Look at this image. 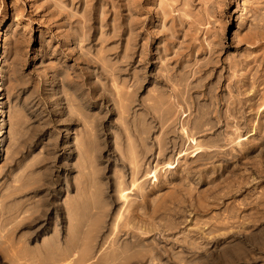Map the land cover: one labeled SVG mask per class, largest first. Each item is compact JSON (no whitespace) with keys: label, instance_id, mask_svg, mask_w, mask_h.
<instances>
[{"label":"rangeland","instance_id":"obj_1","mask_svg":"<svg viewBox=\"0 0 264 264\" xmlns=\"http://www.w3.org/2000/svg\"><path fill=\"white\" fill-rule=\"evenodd\" d=\"M92 1L0 0V264H47L55 256L44 252L45 247L58 235L63 238L59 250L64 259L72 253L73 264L127 263L123 257L112 260L113 246L102 252L99 262L93 261L96 253L87 256L84 239L89 226L84 222H105L103 233L111 238L119 235L123 245L131 241L129 233L114 231L113 223L172 217L184 220L186 228L205 230L212 223L233 222L232 230L260 242L264 238V95L258 99L253 87L244 88L241 96H246L247 106L214 111L212 127L192 133L204 146L215 145L220 135H227L230 139L219 147L228 149L190 153L179 159L176 169H167V163L188 146L181 124L191 131L205 112L188 109L184 116L178 111L173 121L166 119L165 111L147 114L134 103L126 114L123 107L102 97V83H107L112 99L115 86L112 77L103 73L98 56L111 48V63L127 69L117 83L125 93L124 83L131 86L135 64L119 61L140 31V53L144 47L151 50L142 73L147 76L141 90L144 97L159 87L169 90L163 79L167 68L175 77H193L195 60L173 59L184 42L198 45L205 37L215 39L223 45L221 56L228 61L215 68L212 81L223 76L218 91L222 88L228 100V84L233 83L231 93H237L234 80L243 74L252 77L257 69L252 70L253 62L233 77L229 64L241 55L257 56L261 48L253 47L259 38L264 48V39L253 37L264 31L257 20L263 22L264 0H138L135 6L137 0H116L124 10L112 14L103 26L96 23L92 31L96 39L87 41L79 31L88 25L86 7ZM100 1L108 5V0ZM112 26L120 31L126 27L125 34L103 41ZM166 46L171 47L167 54ZM259 69L257 86L264 93V63ZM94 86L98 91L91 112L102 120L90 125L84 119V96ZM78 93L82 109L76 103ZM166 95L175 97L170 91ZM144 114L146 131L140 135L133 127L143 126ZM153 170L159 173V183L149 179L140 188L138 184ZM181 205L188 208L184 213L171 212ZM182 231L167 233L177 237ZM145 236L148 242L159 239L157 231ZM236 242L222 239L210 249L217 264H229L218 259ZM198 252L195 256H205ZM237 252L240 259L235 264H264V242L250 255Z\"/></svg>","mask_w":264,"mask_h":264},{"label":"bare ground","instance_id":"obj_2","mask_svg":"<svg viewBox=\"0 0 264 264\" xmlns=\"http://www.w3.org/2000/svg\"><path fill=\"white\" fill-rule=\"evenodd\" d=\"M117 1L119 2V0ZM117 1L108 0V5L104 6L105 4L102 1L93 0L92 3L86 7V20L88 21V25H82L79 31L84 40H95L96 38L94 35H92V31L96 23H100L101 26H103L106 24L108 18L112 14H115L117 11L119 12V10H124V5L117 3ZM137 2L138 0L134 2V6ZM85 3L86 0H84V4ZM107 11H110L109 15H106ZM257 20L258 24L264 27V16L261 19L263 22H260L258 18ZM136 24L137 26H143V23L141 22H136ZM111 28L112 32L110 34L101 37L103 41L110 42L125 34L124 29H126V27H123L121 31L120 28L114 29L113 26ZM161 31L162 30H160V32ZM139 32L134 34L132 46L128 43L125 49V55L119 61L120 63H125L128 61L132 63L133 61V64H135L131 86H128L126 81L124 83L126 84L127 90L123 94H126V96H123L121 91L118 90L117 83L119 77L127 69H124L122 64L111 63V59L108 57L111 48L106 49L98 56L99 60L102 62L104 69L103 73L108 76V79L112 77L114 81L113 85L115 86V98L112 99L107 94V83H102V97H105L106 100L112 101V103L118 108L123 107L126 114L132 110L133 104L136 103L137 105L141 106V109H143L147 114L150 110L165 111L167 113L166 119L169 120L173 118V121H176V115L178 111H183L184 116H188V112L186 111L188 109H198L202 112H205L202 119L198 121L191 131L189 130L188 126L181 124L180 131L188 146L178 154L174 162L167 163V169H176L177 166H179V159L190 153H192L193 156H196L203 150L215 152L228 149V147H219V143L226 142L230 139L227 135H220L217 138V144L215 145L204 146L202 143H199L196 137L192 136V133L199 129H203L204 127H212L214 123L210 118L212 117V112L214 111L217 112L219 109L223 108H226V110H233L235 108L247 106L246 101L244 100L246 96H241L244 92V88L246 90L247 87H253L255 97L257 98L258 96L261 97L264 95V93L259 91L257 86V84L260 83L257 79L258 76H260L259 67H261V65L264 63V48L260 45L261 40L259 36L261 39H264V31H257L253 35L254 38H259V41H257L259 45L257 44L253 48H261V52L257 56L249 57L248 54H245L241 55L238 59H231L232 62L231 65L229 64V68L231 69V74L233 77L238 76L236 73L247 68L250 63L254 62V67L252 70L256 68L257 69L252 77L250 75L243 74V77L238 76L234 80V84H236L238 88L237 93L232 94L231 92L234 89L233 83L228 84L227 88H229L230 96L228 100L225 99L223 95L224 90L222 88L220 92L218 91V88L222 87V84L224 83L223 76H218L215 81H212L215 68H218L222 62L228 60L223 59L221 56V53L224 51L223 45L217 43L215 39L210 40L209 37H205V41L201 40L198 45H190L188 43L185 44L184 42L183 46L179 47L176 54L173 55V59L177 62H189L191 60H195L193 63L195 67L191 69V74L193 75L191 79L187 77L188 74L175 77L172 75L171 69L167 68L165 69L166 73L163 74V79L165 80V84H168L169 90L165 89L164 87H159V89H155L148 95L141 97V90L145 86V81L147 78L145 74H142L144 72L143 68H145V65L148 63L151 57V50L147 47H144L140 53L139 42L141 39V32ZM159 37L162 39L163 32L162 35H159ZM210 37L212 36L210 35ZM198 38V35H195V40ZM116 49L117 48L114 46V49L112 50ZM170 50L171 47H165L166 54ZM2 57L3 47L0 46V61L2 60ZM199 57L201 58L199 59ZM129 87H131V90L128 89ZM97 91V86H94L91 89V92L84 96V119L88 124L90 123V125H96V121L100 122L102 120V117H100L99 114L91 112V110L94 108L91 107V105L96 103V100L93 98V96ZM168 91H170L171 94L175 96L173 99L169 97V95H166ZM77 92H79V90ZM194 93H197V95H194ZM187 94L193 95V101L191 96L190 98L185 96ZM76 103L80 109L83 108V100L79 99V93L76 97ZM252 105L254 104H249V106ZM147 114H144L143 116V126L141 128L134 126L135 128L133 127V132L135 130L140 135L145 133L146 130L143 128H145L146 125ZM79 116L81 118L83 117L82 115ZM126 129L130 133L129 127L127 125ZM250 135L251 134L243 137V139H247ZM134 149L137 150V147L135 146ZM143 152H145V150H143ZM139 168L140 166L138 169H136V171H139ZM149 179H152V184L159 183L160 177L158 171L153 170L150 172L149 175L143 179L140 184H138V186L142 188ZM131 189L127 190L126 192H131ZM122 195L123 197L127 198L125 192L122 193ZM187 209L188 208H186L184 205H181L180 207L173 209L171 212L182 214ZM233 224V222L228 223L226 221L212 223L208 229L205 230V228L203 229L201 226L186 228L185 221L182 219H177L176 217L169 218L166 221L162 220L157 222H148L142 219L137 221L135 219H129L124 222H115L110 227L114 231L117 230L120 233H129L131 241L123 245L120 243V241H118V239H120L119 235L111 238L110 235H105V233H103L102 230L107 228L105 222H84V226H89V232L87 237L84 239V249L86 255L89 257H92L96 253L95 258L93 259V261L96 262L101 260V254L108 248V246H113L112 252L114 253L112 260L114 262L117 261L118 257H123L127 258L126 264H217L218 261L215 259V257H213L210 249L213 246H218L222 239L227 240L228 238H232V241H237L236 244L229 248H225L224 252H222L223 254L218 260H225L229 264H235L237 260L240 259L237 251L244 250L247 255H250L259 243L264 242V238H262L260 242L253 243L251 239L242 236L239 230H232L231 227ZM96 227L98 228L95 231ZM173 229L183 231L177 237L168 236L169 233H167V231ZM151 231H157L159 239L148 242L145 235ZM112 239L115 240L114 243L112 242ZM62 240L63 238H60L58 235V237L56 236L54 240H52V245H46L44 252H48L50 255L55 256L53 259L51 258L50 262L47 264H73V259H70L72 253L67 254L65 256L66 259H64V254L61 248L59 250ZM163 241H165L166 244L170 243V246L162 245L161 242ZM198 250H200L198 253L205 256H195V253ZM84 259H86V257H84Z\"/></svg>","mask_w":264,"mask_h":264}]
</instances>
